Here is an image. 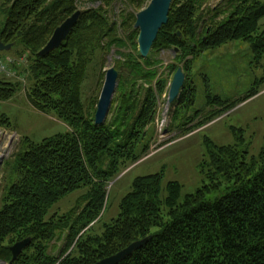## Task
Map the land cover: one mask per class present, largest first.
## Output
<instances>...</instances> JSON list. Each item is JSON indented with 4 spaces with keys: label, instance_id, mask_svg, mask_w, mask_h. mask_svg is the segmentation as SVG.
<instances>
[{
    "label": "trees",
    "instance_id": "obj_1",
    "mask_svg": "<svg viewBox=\"0 0 264 264\" xmlns=\"http://www.w3.org/2000/svg\"><path fill=\"white\" fill-rule=\"evenodd\" d=\"M114 1L2 0L5 22L0 39L12 44L15 57H27V100L36 110L63 121L67 130L39 141L23 138L5 163L0 262L10 264L11 246L26 238L29 244L11 264H94L149 237L118 264H264V143L257 156L248 158L236 145L217 146L207 140L204 162L210 167V185L181 201L177 181L166 183L162 197L160 173L136 177L119 201L118 216L102 224L100 234L84 238L101 221L108 184L148 151L141 139L155 121L158 97L168 81L159 74L162 63L153 52L174 51L185 74L174 113L180 106L193 105V62L204 51L242 40L256 61L264 55V28L258 26L264 0H228L224 8L205 6L208 0H172L167 22L145 58L136 48L138 32L133 27L144 0H121L136 10L120 9L119 21L110 17ZM79 2L98 6L80 10L62 45L40 56L54 29L78 10ZM130 45L131 51H122ZM111 48L121 58L124 75L112 100L111 122L97 126V100L87 107L82 87L96 55L104 56ZM179 64H168V73ZM205 82L207 105L221 108L210 113L208 121L236 104L211 95L206 78ZM18 90L19 82L0 78V101ZM256 93L252 88L240 102ZM10 126L8 116L0 113V128ZM222 185L223 194L213 200L206 197ZM82 190L75 209L61 214L53 209ZM63 233L65 245L56 255L50 245Z\"/></svg>",
    "mask_w": 264,
    "mask_h": 264
},
{
    "label": "rangeland",
    "instance_id": "obj_2",
    "mask_svg": "<svg viewBox=\"0 0 264 264\" xmlns=\"http://www.w3.org/2000/svg\"><path fill=\"white\" fill-rule=\"evenodd\" d=\"M149 2L150 0H144L136 13L145 8ZM227 2L228 0H208L205 6L224 8ZM1 4L2 0H0V30L5 22ZM97 6V3H77L78 10ZM113 7V10H110V17L116 21L120 20V9L125 8L129 12L136 10L133 7H126L121 0L114 1ZM258 26L260 29L264 28V16L258 20ZM121 36L126 37V33H122ZM136 46L138 50L137 39ZM122 51H131V45L130 49L125 48ZM13 53V49L0 51V56ZM174 55V51L168 50L153 52L154 59L161 60L162 63L159 74L161 77H166L168 81L164 93L158 97L155 121L147 128L141 139V143L148 144V151L136 162L123 169L108 184L106 187L107 205L101 221L95 224L84 238L100 234L103 230L102 224L111 222L118 216L119 201L130 190L132 181L136 177L160 173L162 197L165 195L166 183L177 181L181 185L179 197L181 201L186 194L196 192L205 184L210 185L207 177L210 167L204 162L208 160L207 140L217 146L236 145L246 152L248 158L257 156L264 143V80L262 81L264 79V55L256 61L249 45L242 40L229 41L219 47L204 51L193 62L192 80L196 89L193 105L180 106L175 113L177 100L171 104L167 103L168 88L174 73H168L166 69L168 64H179L174 59ZM14 58L21 62L14 66L16 76L9 77L0 73V78L19 82V90L13 97L0 101V113L7 115L11 122L9 128H0L2 145L6 148L8 145L10 147L0 166V194L7 172L5 163L20 149L23 138L39 141L44 137L67 130L66 124L53 114H44L30 105L25 97V86L29 83L26 71L27 57L24 54ZM119 62L121 58L114 48H111L104 56H100L99 53L96 55L88 67L87 78L82 87V98L87 107L98 100L105 70L108 67L112 65L116 67L119 73V84L120 77L124 75ZM205 78L211 95H217L228 103L236 104L230 109L221 111L212 120L206 119L208 121H205V118L221 108L207 105ZM252 88H255L257 93L240 102ZM116 94L117 89L114 96ZM113 115L114 112L110 108L106 123L111 122ZM204 121L203 125H199ZM0 155H2L1 151ZM224 187L225 185H222L220 190L210 192L206 197L210 200L215 199L223 194ZM83 192V190L77 191L65 197L56 203L53 209L58 210L60 214L75 209L79 204L77 199ZM64 234L57 236V239L50 245V251L56 255L64 248ZM0 264L5 263L0 262Z\"/></svg>",
    "mask_w": 264,
    "mask_h": 264
},
{
    "label": "water",
    "instance_id": "obj_3",
    "mask_svg": "<svg viewBox=\"0 0 264 264\" xmlns=\"http://www.w3.org/2000/svg\"><path fill=\"white\" fill-rule=\"evenodd\" d=\"M171 3L172 0H150L145 8L135 14L133 27L135 30H138L137 45L141 57H147L159 29L167 22ZM79 16L80 10H77L57 26L48 42L38 54L40 56H45L49 52L58 49L77 23ZM177 34L180 36L179 32H177ZM11 48L12 44H4L0 39V51H9ZM118 77L119 73L113 65L105 70L102 88L95 106L94 123L97 126L104 125L107 120L112 106V100L118 86ZM184 80L185 74L182 68L178 67L169 84L167 93L168 104L174 103L178 99ZM3 160L4 158L0 156V166ZM148 239L149 237H145L141 240L134 241L124 249L104 257L94 264H118L124 258L131 255L136 249L144 245ZM29 242L30 238H26L11 246L12 259L10 264L17 258Z\"/></svg>",
    "mask_w": 264,
    "mask_h": 264
},
{
    "label": "built area",
    "instance_id": "obj_4",
    "mask_svg": "<svg viewBox=\"0 0 264 264\" xmlns=\"http://www.w3.org/2000/svg\"><path fill=\"white\" fill-rule=\"evenodd\" d=\"M20 60H16L11 56L0 57V73L9 77L16 76L14 66L20 64Z\"/></svg>",
    "mask_w": 264,
    "mask_h": 264
},
{
    "label": "bare ground",
    "instance_id": "obj_5",
    "mask_svg": "<svg viewBox=\"0 0 264 264\" xmlns=\"http://www.w3.org/2000/svg\"><path fill=\"white\" fill-rule=\"evenodd\" d=\"M1 138V137H0ZM10 150L9 145L7 146V148L5 147V145H2L1 141H0V151L2 152V157H4V155H6L8 153V151Z\"/></svg>",
    "mask_w": 264,
    "mask_h": 264
},
{
    "label": "crops",
    "instance_id": "obj_6",
    "mask_svg": "<svg viewBox=\"0 0 264 264\" xmlns=\"http://www.w3.org/2000/svg\"><path fill=\"white\" fill-rule=\"evenodd\" d=\"M14 53L13 54H6V55H3V56H0V57H7V56H12V57H14ZM25 97H26V94H25ZM26 99H27V97H26Z\"/></svg>",
    "mask_w": 264,
    "mask_h": 264
}]
</instances>
